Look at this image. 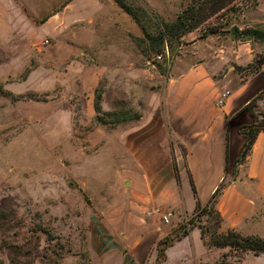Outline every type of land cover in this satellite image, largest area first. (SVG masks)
<instances>
[{"label":"rangeland","instance_id":"1","mask_svg":"<svg viewBox=\"0 0 264 264\" xmlns=\"http://www.w3.org/2000/svg\"><path fill=\"white\" fill-rule=\"evenodd\" d=\"M14 1L0 0V11L26 9ZM122 2L156 37L157 22H174L191 0ZM125 12L90 46L79 44L74 26L56 36L45 32L43 21L15 16L1 23L0 264H90L92 237L119 239L124 204L151 196L134 184L152 179L180 186L177 159L186 166L188 149L167 125L169 80L202 60L216 65L220 50L226 57L240 47L247 55L240 63L253 62L238 68V86L264 60V0H234L159 54L138 46L145 36ZM255 105L264 113V95ZM163 122L166 144L160 142ZM197 214L182 227L204 229L207 245L223 250L217 264H264V256L240 257L214 246L229 230L217 228L212 215Z\"/></svg>","mask_w":264,"mask_h":264},{"label":"crops","instance_id":"2","mask_svg":"<svg viewBox=\"0 0 264 264\" xmlns=\"http://www.w3.org/2000/svg\"><path fill=\"white\" fill-rule=\"evenodd\" d=\"M20 1L26 9L14 11L16 14L0 11V29L2 21L14 22L15 16L19 20L43 21L45 32L56 36H64L74 26L79 30V44L89 46L93 37H107L106 32L114 30L117 16L125 12L115 0ZM8 29L13 30L11 26ZM219 52L225 54L224 50ZM224 54L219 55L216 65L202 60L172 77L167 84V125L188 149L186 166L182 167L177 159L180 186L173 180L154 182L152 179L134 184L151 196L136 197L124 204L119 239L101 238V234L92 237L90 264H217L223 259V250L208 246L199 227L168 246L163 259L159 244L188 222L199 206L205 207L222 185L225 188L215 204L223 218L222 229L264 238L261 232L264 229V131L258 135L245 162L234 166L245 143L242 131L255 123L247 105L264 90V65L242 84L234 86L240 77L237 67L248 65L253 59L240 63L247 57L240 47L226 57ZM224 69L228 71L221 75ZM224 94L227 96L220 105ZM160 125V142L166 144L170 135L166 136L164 122ZM124 150L128 158V144ZM124 164L129 174L133 166L129 160ZM137 174L134 175L138 177ZM168 213L172 216L165 223L164 216Z\"/></svg>","mask_w":264,"mask_h":264},{"label":"trees","instance_id":"3","mask_svg":"<svg viewBox=\"0 0 264 264\" xmlns=\"http://www.w3.org/2000/svg\"><path fill=\"white\" fill-rule=\"evenodd\" d=\"M115 2L132 16L134 21L141 27L145 39L138 40V46L143 49V45L148 44V48L151 51L162 53L163 49L167 46H172L174 41L180 42L182 38L188 34L198 30L201 26L206 24L210 19L219 13L226 11L233 4L234 0H191L183 11L178 14L177 18L172 23L157 22L158 35L156 37L151 36L134 15L130 7L122 2V0H115ZM215 32V31H212ZM248 33L252 36L262 34L259 31L250 30ZM264 34V33H263ZM147 51L144 50V54ZM264 65V60L255 68L252 74L259 72L260 68ZM240 68V67H239ZM238 69V67H237ZM264 95V90L256 97L252 102L247 105V109L250 110L254 116L255 123L251 126L245 127L242 133L245 136V143L243 145L240 158L236 161L235 167L245 162L249 156L252 147L258 137V135L264 131V113H258L256 111L255 102L259 97ZM263 118L260 120V118ZM235 173V170L233 174ZM225 185H222L213 195L210 202L205 206H199L196 213L198 218L205 215H212L217 222V228L223 224V218L219 211L216 210L215 204L221 195ZM195 225V221L191 223ZM182 233L178 237V240L189 234V230L184 227L180 228ZM202 238L206 240V234L204 229L201 228ZM223 240L214 243V246L218 247H230L232 251L236 252L240 257L248 254L259 256L264 254V238L259 236H242L236 230H229L227 234L221 235ZM174 241H171L168 237L164 241L160 242V257L163 259L165 249L172 245Z\"/></svg>","mask_w":264,"mask_h":264},{"label":"built area","instance_id":"4","mask_svg":"<svg viewBox=\"0 0 264 264\" xmlns=\"http://www.w3.org/2000/svg\"><path fill=\"white\" fill-rule=\"evenodd\" d=\"M45 43L47 44L48 41H45L44 44H45ZM159 58H161V57H159ZM226 96H227V94H224V95H223L222 99H221L220 102H219L220 105L223 104V102H224L223 100H224V98H225ZM171 216H172V213H168V214H166V215L164 216V221H165V223H169Z\"/></svg>","mask_w":264,"mask_h":264}]
</instances>
